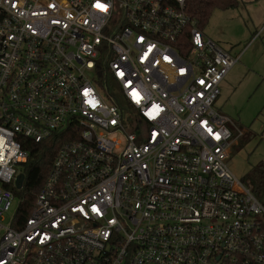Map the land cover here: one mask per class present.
<instances>
[{
    "label": "built area",
    "instance_id": "2783aa9c",
    "mask_svg": "<svg viewBox=\"0 0 264 264\" xmlns=\"http://www.w3.org/2000/svg\"><path fill=\"white\" fill-rule=\"evenodd\" d=\"M184 3L0 0V264H264V204L215 106L239 56ZM52 136L23 218L26 142Z\"/></svg>",
    "mask_w": 264,
    "mask_h": 264
},
{
    "label": "rangeland",
    "instance_id": "374dc122",
    "mask_svg": "<svg viewBox=\"0 0 264 264\" xmlns=\"http://www.w3.org/2000/svg\"><path fill=\"white\" fill-rule=\"evenodd\" d=\"M238 1V7L214 9L202 31L232 56H239L221 84L215 106L233 123L228 164L244 180L250 167L264 166V0ZM235 126L242 131L239 137ZM15 208L4 213V223Z\"/></svg>",
    "mask_w": 264,
    "mask_h": 264
},
{
    "label": "trees",
    "instance_id": "16d2710c",
    "mask_svg": "<svg viewBox=\"0 0 264 264\" xmlns=\"http://www.w3.org/2000/svg\"><path fill=\"white\" fill-rule=\"evenodd\" d=\"M238 5V0H185L184 9L202 29L214 9L224 10L238 7ZM26 143L29 157L23 166L24 184L22 189L16 191V194L22 198L20 211L23 218H26L30 213L34 197L50 169L61 140L52 136L37 143L32 140H27ZM243 179L247 185L251 186L255 196L264 204V166L257 164L250 167Z\"/></svg>",
    "mask_w": 264,
    "mask_h": 264
},
{
    "label": "water",
    "instance_id": "95a60500",
    "mask_svg": "<svg viewBox=\"0 0 264 264\" xmlns=\"http://www.w3.org/2000/svg\"><path fill=\"white\" fill-rule=\"evenodd\" d=\"M24 174L23 173H20L18 176H17V179H16V185L17 187H20L21 186V183L23 182V179H24Z\"/></svg>",
    "mask_w": 264,
    "mask_h": 264
},
{
    "label": "snow or ice",
    "instance_id": "6c2138e0",
    "mask_svg": "<svg viewBox=\"0 0 264 264\" xmlns=\"http://www.w3.org/2000/svg\"><path fill=\"white\" fill-rule=\"evenodd\" d=\"M97 6H98V7H101V8H103V7H104L103 5H100V4H98Z\"/></svg>",
    "mask_w": 264,
    "mask_h": 264
},
{
    "label": "crops",
    "instance_id": "0c3cea01",
    "mask_svg": "<svg viewBox=\"0 0 264 264\" xmlns=\"http://www.w3.org/2000/svg\"><path fill=\"white\" fill-rule=\"evenodd\" d=\"M224 80H225V79H224ZM224 80H223V81H224ZM222 83H223V82H222Z\"/></svg>",
    "mask_w": 264,
    "mask_h": 264
}]
</instances>
